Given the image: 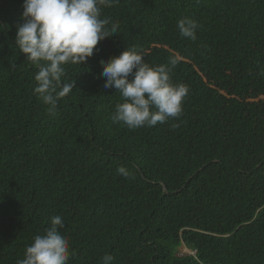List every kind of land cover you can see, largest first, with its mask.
Here are the masks:
<instances>
[{"label":"trees","instance_id":"obj_1","mask_svg":"<svg viewBox=\"0 0 264 264\" xmlns=\"http://www.w3.org/2000/svg\"><path fill=\"white\" fill-rule=\"evenodd\" d=\"M23 3L0 0V264L22 259L56 215L68 264L106 253L112 264H264V0L102 8L118 31L65 66L75 88L54 117L15 45ZM185 16L198 23L195 41L177 29ZM133 47L150 66L178 59L171 81L189 88L179 118L112 122L122 98L104 88L100 61Z\"/></svg>","mask_w":264,"mask_h":264},{"label":"clouds","instance_id":"obj_2","mask_svg":"<svg viewBox=\"0 0 264 264\" xmlns=\"http://www.w3.org/2000/svg\"><path fill=\"white\" fill-rule=\"evenodd\" d=\"M117 3L119 0H24L15 45L38 68L33 91L53 117L59 101L75 88V83L63 81L65 66L85 63L94 55L98 42L117 33V22L101 18L102 8ZM198 27L197 21L188 16L177 21L180 35L192 41L197 39ZM178 62L173 57L167 65L150 66L134 47L101 60L104 88H115L122 98L115 105L112 122L134 130L179 118L189 88L171 81L170 74ZM117 172L125 178L132 176L124 167ZM63 227V218L53 216L44 234L34 237L16 264H68L72 253L68 239L60 232ZM113 260L106 253L100 264H112Z\"/></svg>","mask_w":264,"mask_h":264},{"label":"rangeland","instance_id":"obj_3","mask_svg":"<svg viewBox=\"0 0 264 264\" xmlns=\"http://www.w3.org/2000/svg\"><path fill=\"white\" fill-rule=\"evenodd\" d=\"M193 251H191L190 249H186L184 246H181L179 249H178V254L181 256V255H189V254H192Z\"/></svg>","mask_w":264,"mask_h":264},{"label":"water","instance_id":"obj_4","mask_svg":"<svg viewBox=\"0 0 264 264\" xmlns=\"http://www.w3.org/2000/svg\"><path fill=\"white\" fill-rule=\"evenodd\" d=\"M164 192H165V190H164Z\"/></svg>","mask_w":264,"mask_h":264}]
</instances>
